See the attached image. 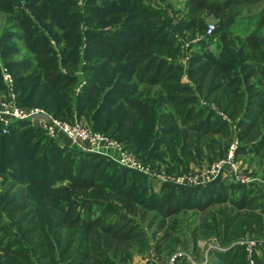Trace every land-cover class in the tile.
Here are the masks:
<instances>
[{"label": "trees", "instance_id": "obj_1", "mask_svg": "<svg viewBox=\"0 0 264 264\" xmlns=\"http://www.w3.org/2000/svg\"><path fill=\"white\" fill-rule=\"evenodd\" d=\"M55 1L0 0V17L3 12L10 14L0 27L2 52L12 53L5 46L8 39L27 36V47L33 51L27 53L23 65L12 60L6 63L15 76L20 105L28 106L24 102L35 99L38 103L33 105L70 122L74 120L62 115L63 111H76L77 116L87 112L94 130L121 139L145 163L158 156L169 137L174 140L168 147L178 150L176 164L184 161V154L206 157V149L208 156L213 155L211 161L224 158L235 142L236 158L250 157L264 178V0H184L176 24L167 17L166 0H115L101 7L97 16H81L87 24L115 17V13L123 14L124 20L109 26L97 22L84 32L89 39L83 67L87 81L76 94V102L72 92L82 82L78 63L67 56L70 49L62 46L67 36L59 37L62 29H77L75 14L66 8L63 13H51ZM32 16L57 27L48 29L51 35L39 34L38 28H32ZM206 17L216 21L211 34H207ZM7 24L18 29L10 34ZM128 29L132 37L120 38ZM81 32L76 33L78 47ZM198 35V51L190 55L186 67L180 58L179 38ZM0 81L4 93L1 65ZM43 83L50 85L47 104L43 103L44 89L40 91ZM202 100L212 106L201 104ZM28 124L15 122L9 133H3L0 124V189L8 180H25L23 168L15 165L18 175L8 172L20 151L7 140ZM39 131L44 140L30 146L34 140L28 139L23 147L25 169H39L33 184L43 183L38 187L40 196H31L34 190L13 183L0 191V264H126L136 252L148 251L149 230L159 252L174 251L176 245L198 249L202 238L212 237L211 246L216 247L210 246L208 264H249L250 259L264 264V193L252 196L247 184L233 182L232 188L242 196L220 200L212 195L203 204L192 202L203 186L164 183L161 191L166 195L150 196L146 203L134 192L133 181L142 173L127 168L134 173L133 183L126 185L125 174L120 184L113 180L120 165L107 162L114 167V176L102 181L98 166L106 158L62 147ZM22 133L24 138L27 134ZM57 182L69 184L50 190ZM214 183L217 187L220 182ZM53 193L63 196L56 199ZM187 208L203 212L201 220L190 222L184 212ZM12 227L20 231L12 232ZM251 240L256 245L248 249L246 241ZM188 262L179 258L176 264Z\"/></svg>", "mask_w": 264, "mask_h": 264}, {"label": "rangeland", "instance_id": "obj_2", "mask_svg": "<svg viewBox=\"0 0 264 264\" xmlns=\"http://www.w3.org/2000/svg\"><path fill=\"white\" fill-rule=\"evenodd\" d=\"M72 2H76V3L72 4ZM114 2H116V1L115 0H56L54 2L55 7H54V9L51 10V13L57 15V14L63 13V11H62L63 8L64 9L66 8V12H68L69 14L70 13L72 14V12H73L75 14V17L73 16V23H75L77 25V29L74 27H70L67 30L62 29L61 30L62 33L59 36L62 38L67 36L68 40H66V41L64 40L62 42V46L68 47L70 49L71 53L68 54L67 56L69 58L75 59L74 61L76 64L78 63L77 75L79 77L78 79H80V82L81 81L82 82L72 92V96H74V98H73L74 102H76V100H77L76 94L80 93L81 88H82L83 84L85 83L84 81H87L85 79V74H86L85 72H87V71H85L83 69V67L85 66V64L87 62L85 59V56H86L85 53H86V48H87L86 42L89 39L87 40V36L84 35V32L87 30L88 26L94 25L97 22L100 25L109 26L112 22L119 23V22L124 20L123 14L115 13V17H114V15H110L108 17H105L104 19H97L95 17L96 19L90 20V22L88 21V24H87V22L84 21L85 18H81V16H83V15L87 16V14H90V13L95 14L97 16V15L101 14V11H100L101 7L105 8L104 6H106L105 5L106 3L112 4ZM183 2H184V0H166V2H165L166 6L168 7L167 11H166L167 17L174 24H176L178 22V20L180 19V17L183 14V12H182V10L184 9ZM15 4L16 3H14V5ZM161 4H163V3H161ZM120 6H122V4L117 5L115 8H117V7L120 8ZM28 11L30 12V10H28ZM103 14H106V13H103ZM116 14H118V15H116ZM8 16H10V14H7L6 12L1 13L0 27H2L4 25L5 17L7 18ZM79 17L81 19H79ZM165 17H166V15L164 16V18ZM32 19L34 20V25H32V28H34V29L38 28L39 34L42 31L45 34L51 35V34H49L50 30H48V29L50 27H54V26L57 27V25L54 22L51 23V21H48V22L44 21L42 23L41 21H38L36 18H34V16H32ZM56 19H58V17L54 18V21L57 23ZM70 19L72 20V17ZM205 22L207 24V27L209 26V24L216 23V21L210 17H206ZM5 28L8 30H11L10 34L14 33L15 30L18 29V28L15 29V27L12 28L11 25L8 26V24L5 26ZM124 28H126V27H124ZM34 29H32V31ZM78 29H79V31H82L81 32L82 40H81V45L79 47L77 46L79 44V40L76 36ZM57 30H59V29H57ZM35 31H36V29H35ZM20 32L23 33L24 29H20ZM130 32L131 31L129 29L127 31H123V32H121V35H119V37L122 39H125L127 37V39H129L132 37V33H130ZM45 36H47V35H45ZM28 37L29 36H27V38ZM198 37H199V35L195 38H193L191 36H188V39L186 37L185 38H183V37L179 38L180 43H181L180 44V47H181L180 58H181V61L183 62V64L186 65V67L189 65L188 62H189L190 55L193 54L194 52L198 51L197 50L198 49V41H199ZM27 38H25V39H20V38L8 39L5 43V46H9V50H11L12 53H10L8 51L7 55H4V53L2 52L3 47L0 45V51H1L0 52V65H1V67L7 66L6 63L7 62L9 63L11 60L17 62V64L23 63V59L25 58V56L28 55L27 53L31 52V50L27 47V45L29 44V41L25 42V40H28ZM51 40L55 45L57 44L56 39L54 37H52ZM210 41H211L210 39L207 41L208 46L211 47V50H213L214 42L211 43ZM192 44H193V46L191 47ZM77 47H78V49H77ZM75 50H77V51L75 53H73ZM32 52H31V55L33 54ZM92 54H95V52H92ZM97 59H98V57H94L93 60H97ZM184 72L185 73L183 75V78H184V80L188 81L189 80L188 74H187L186 70H184ZM41 86L42 87L40 88V91H42L44 89L43 91H44V93H46L44 96L43 103L47 104V101L50 100L49 96L51 95L50 85L43 83ZM1 89H2V86H1V81H0V96L4 95V93L2 92ZM24 103L28 104V106H26V107L38 106V105H33V104L38 103V101L35 99H30L28 101H25ZM201 104L212 106V104L205 103V101H203V100H202ZM77 113H76V111L73 113L70 111H68V112L63 111L62 115L66 114L65 116H67L69 119H73L74 121H76V120L81 121L83 124L88 125L90 127L93 126L89 120V115L87 112H85L84 115H82V116H77ZM219 113L222 115V117L224 119H226V116L222 112H219ZM24 131L26 132L27 135L23 138L22 132H24ZM105 134H107V133H105ZM41 135L42 134L39 131L38 127H36L32 124H28V125L22 126V128L20 129L19 133L17 134V136L15 138L7 140L8 144H10L13 147V149L20 151L18 157H16L17 156L16 153L13 154V156L14 155H16V156H15V159L13 160L12 165L9 166L8 172H11V173H9L11 175H12V172H13V174L16 173L18 175L20 173H19V171H17L14 168L15 165L18 166L16 168H23L24 170H23L21 175H22V177L25 176V178H24L25 180H17V181H15V179L8 180L7 183L2 187V189H0V191L8 188L13 183L16 186H18V188H27L29 190V192L34 190V192L30 193L31 196L34 194L37 195V198L40 196V190L38 189V187H40V186L42 187L43 183L41 181H39V182H37L36 185L33 184V181L35 179L34 177L36 176V174L39 173V171H38L39 169H37V170L36 169H32V170H26L25 169L27 167V161H26L27 157L24 156L25 155L24 152H25L26 148L23 147V144H24V142H26V140L29 139V141H30L31 139H33L34 141H31L30 146H34L33 145L34 142H36L42 138ZM46 139L49 140L48 138H46ZM43 140L44 139H41V142ZM120 140H118V141H120ZM172 140H174V137H173V139H172V137H169L167 139L166 143L161 146V149L158 153V156L154 157L150 162L146 163V165L150 168V170L155 175L157 173L162 174V175L165 174V175L169 176L170 178H179V177H183V176H185L187 178L199 177V179L202 180L203 173L210 170L212 168V166L215 165L216 163L226 160L228 158V155L230 152V151L228 152V154L226 156L227 158L224 157V158H219V159H215V160L211 161V159H213V155H212V157L208 156L209 149H206V153H205L206 157L198 158V157H195V155L188 156V155L184 154L183 159H182L184 161L180 162V164L179 163L176 164L175 160H176V156L178 154V150H175L173 148L168 147V145H170ZM45 144L46 143H43V145H41L40 148H43ZM233 144H231V146ZM122 145L131 155H134L138 159L142 160V158L139 155H137L136 152L133 149H131L127 144L122 143ZM17 148H20V150ZM99 156H102V155H99ZM102 157L106 158V159H104L105 163L104 164L100 163V166H98L99 167L98 169H99V172L101 171L102 175L104 176V178L100 179V180L104 181V179L106 180V178H110L111 176H114L113 171H115L114 167H111L107 162H110V163L113 162V164L116 162L110 160L109 158H107L105 156H102ZM187 158H191L192 161L187 160ZM231 163L235 165L236 169L233 168L229 162H227L224 165L225 169L222 170V172L219 174V176L217 178H215L212 181L205 182L203 184H198V185L203 186V188L198 191V193L195 195L194 200L192 202L201 201L203 204H206L208 202V198L212 195L216 196V198H218L220 200H224L225 198H232V196L237 197V198L239 196H242L241 192L237 191L235 188H232L231 183H233V182H238L239 184H242V183L247 184L248 189L253 190L252 196H258L259 194L264 193V178L262 177V175H259V173H257L259 168H258L256 162L252 161V159L250 157H246V156H239L236 158L235 153H234L233 161ZM115 166H117V165H115ZM122 167L117 166L118 173H117V175H115V179H113V180L115 182H120V184H122V179H123V177H125V174H126L128 176V180H129V182L126 185L127 186L132 185V183L136 181V186H134V192L140 193L139 196L146 203L150 199V196L155 195V196H157V198H159L161 196L166 195V192L161 191V186L164 183H171V182H161L157 177L148 176L146 174H143L144 176L141 175L138 179L133 181L132 179L134 178L133 177L134 173L130 170H127V168L125 169V167L124 168H122ZM169 167H171L172 169L175 167L174 168L175 170L174 169L169 170ZM122 173L124 175H120ZM119 176L120 177L123 176V177H121V179H118ZM238 176L240 178H238ZM1 180L2 179L0 178V181ZM50 180H52V179H50ZM216 180H218L220 182L217 185V187H215L216 185L214 183ZM209 183H213V186L209 187V185H210ZM68 184H69L68 182H57L53 185V187L52 186L50 187V190H52L54 187L65 188L66 186H68ZM172 184H176V183H172ZM177 185H180V184H177ZM53 196L56 199H60V198H62L63 195H62V193H58L57 195L53 193ZM184 212L187 214V216H190L189 217L190 222L200 221L201 216L203 215V212H201L199 209L187 208ZM19 231H20V228L12 227V232L17 233ZM148 233L150 236V243H151L150 244L151 246L148 249V251L146 250V252H144V253L136 252L134 254V256L131 258L130 262H128L126 264H167L169 262V260L171 259L172 255L176 252H179V251L185 252L188 254L187 257H182V258L188 259V261H189L188 264H193V263L208 264V262L210 260L208 257V251L210 250L211 244H214L213 242H215V240L212 237H209V239H203L202 238L199 241L200 246L198 249H193L192 246L186 247L184 245H176L174 251L170 252V251L166 250V251L159 252L155 248V241H154V238L152 237V230H149ZM210 239H213V240H211V242H209L208 240H210ZM14 240L17 241L16 238ZM246 243H250V241H246ZM215 247H216V245H214V248ZM251 249H252V247H251ZM36 253L37 252L34 251V254H36ZM32 257L36 258V255H34ZM206 259L208 260V262Z\"/></svg>", "mask_w": 264, "mask_h": 264}, {"label": "built area", "instance_id": "obj_3", "mask_svg": "<svg viewBox=\"0 0 264 264\" xmlns=\"http://www.w3.org/2000/svg\"><path fill=\"white\" fill-rule=\"evenodd\" d=\"M213 29L214 24H209L207 34H211ZM1 73L6 85L4 95L0 96V124L3 133H9L11 126L15 122H27L38 127L54 140L59 135L65 136L69 141L70 147L76 150L105 156L120 166L148 176H155L161 182H171L180 185H198L212 181L219 176L223 169H225L224 165L227 162L236 169L235 165L231 163L236 148V145L233 144L228 158L216 163L210 170L204 172L202 180L199 179V177L187 178L183 176L179 178H170L165 174L162 175L157 173L155 175L145 162L131 155L117 139L96 131L92 127L83 124L81 121L76 120L70 122L63 120L43 106L26 107L20 105L13 72L8 66H2ZM238 178L240 177L238 176ZM255 245L256 241L251 240L250 243H248V249H251V247ZM187 256L188 254L185 252H176L172 255L167 264H176L179 258ZM249 264H254V261L250 259Z\"/></svg>", "mask_w": 264, "mask_h": 264}, {"label": "crops", "instance_id": "obj_4", "mask_svg": "<svg viewBox=\"0 0 264 264\" xmlns=\"http://www.w3.org/2000/svg\"><path fill=\"white\" fill-rule=\"evenodd\" d=\"M55 141L62 147H70L68 139L63 135H59Z\"/></svg>", "mask_w": 264, "mask_h": 264}]
</instances>
